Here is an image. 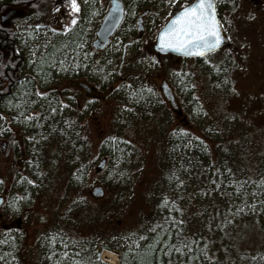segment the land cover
<instances>
[{
  "label": "trees",
  "instance_id": "obj_1",
  "mask_svg": "<svg viewBox=\"0 0 264 264\" xmlns=\"http://www.w3.org/2000/svg\"><path fill=\"white\" fill-rule=\"evenodd\" d=\"M218 1L217 10L223 15L228 8L227 0ZM127 3L129 12L138 6L137 0H127ZM159 7L162 8L160 3ZM9 9L19 12L4 24L0 22V113L16 124L15 129L25 140L19 153L16 151L13 156L14 162L18 160L8 192V199L9 193H16L8 201L13 212L33 204L49 184L46 172L70 166L73 173L69 176V190H75L86 185L89 167L78 168L77 163V157L85 154L87 139L80 122L85 108L78 109L74 91L47 87L50 90L44 92L46 87L33 86L29 81L33 72L25 69L27 63L19 48L16 23L45 14L46 1L0 0V13ZM102 15L97 0H89L88 5L82 6L78 22L64 38L52 44L50 56L44 54L40 68L30 66L35 73L51 80L65 77V71L75 80L92 78L97 87L107 88L101 94L105 95L104 99L113 100L126 123L132 117L141 116L149 106L161 104L162 97L145 79L134 75L144 69H136L127 79L107 72L114 65V57L106 60L107 55L102 54L98 59L99 50L91 44ZM128 32L125 30L123 36ZM129 34L134 36V31ZM224 48L191 61L193 70H199L207 79V88L211 91L218 92L219 86L229 81L223 62L213 66L208 61ZM77 64L81 66L80 72ZM194 74L185 69L169 72L167 81L180 105L197 119L203 113L195 97ZM116 83L120 85L111 92L108 87ZM84 84L92 89L86 81ZM94 91L92 102L97 101L98 90ZM7 133L5 126L0 130V139H9L11 136H6ZM215 143V150L226 146L219 139ZM209 144L185 129L167 131L156 184L162 193L139 230L131 238L116 242L119 264H264L262 144L255 147L242 140L230 154L227 151V155H217L215 162ZM134 149L131 143L116 135L100 143L98 155L106 160L101 174L107 182H112L110 186L124 187L128 183ZM3 189L0 184V194ZM252 233L254 244L244 248L242 243ZM22 241L18 230L0 234V264H21ZM34 244L42 264H103L97 258V251L102 246L113 249L115 240L79 239L61 232L38 236Z\"/></svg>",
  "mask_w": 264,
  "mask_h": 264
},
{
  "label": "rangeland",
  "instance_id": "obj_2",
  "mask_svg": "<svg viewBox=\"0 0 264 264\" xmlns=\"http://www.w3.org/2000/svg\"><path fill=\"white\" fill-rule=\"evenodd\" d=\"M100 1L107 3L108 0ZM185 1L187 0H176V5L180 7ZM222 2L225 1L221 0ZM226 3L228 8L223 13V20L226 22L224 30L228 46L224 51L208 58L213 66L223 62L222 68L228 72L229 81L222 87L219 86L218 92L207 88V79L201 76L199 70H193L191 60L155 57L152 43L158 30L157 23L152 25L150 32L142 39V49L130 52L131 60L128 65L124 63L129 72V67L133 72L136 69H144L136 73H140L141 77L154 87L152 89H158V92L161 82L168 79L169 72L181 69L193 71L196 79L195 97L203 116L193 118L180 102L176 108L161 103L149 106L141 116L137 115L123 123L121 110L116 109L112 101H106L105 95L101 94L107 88L100 89L92 78L90 81L81 80L86 81L92 88L88 95L77 89L76 97L78 109L85 108V115L81 118L87 139L85 154L77 157V163L78 168L89 167L86 185L69 190V176L73 171L70 172V166L67 165L60 167L59 171L54 169L51 173L46 172L49 184L43 187L40 195L35 197L29 207L10 212L12 210L8 201L16 196L15 192H11L6 206L0 208V231L21 232V264H42L34 243L37 237L43 234L62 232L75 238L93 241H111L116 238L118 243L131 238L151 216L155 202L162 193V189L156 187V184L161 173L160 160L164 153V137L167 131L181 128L203 137L210 143L214 162L217 155H227V151L230 154L242 140L254 144L255 147L262 144L260 147L264 149V0H227ZM176 5L166 9L165 13L163 9L155 10V13L164 14L163 17L167 18L175 11ZM70 10L66 13V18L68 13H73ZM49 13L48 11L41 16L33 15L16 23L19 48L29 64H26L25 69L33 72L32 75L39 79L43 87L73 90L76 89L72 84L77 83L75 78L62 79L58 83L56 79H46L38 75L31 67L40 68L47 48L64 38L70 31V28L63 31L62 25L57 23L56 19L53 23L51 18L54 14L50 16ZM69 25L71 23H68ZM116 61L114 60V65L107 70L113 76L118 69ZM96 89L99 92L97 101L87 102L94 98ZM157 105L160 107L157 108ZM114 135L135 147L130 162L132 170L124 187L110 186L112 182H107V178L101 174V168L97 167L102 161L98 155L100 143ZM218 139L219 143L226 146L215 150V141ZM16 143L21 150L22 141L16 140ZM256 149L259 150L258 147ZM12 151L8 152L4 141L0 142V183L4 182L5 192L10 190V179L13 178V171L17 167L18 160L13 162L9 157ZM96 187L103 188V196L100 198L91 195V191ZM254 236L253 233L248 235L246 242L242 243L244 248H251V244L255 242ZM109 254L112 257L108 256ZM116 255L115 252H102L101 260L105 264H119Z\"/></svg>",
  "mask_w": 264,
  "mask_h": 264
},
{
  "label": "flooded vegetation",
  "instance_id": "obj_3",
  "mask_svg": "<svg viewBox=\"0 0 264 264\" xmlns=\"http://www.w3.org/2000/svg\"><path fill=\"white\" fill-rule=\"evenodd\" d=\"M88 1L85 0L84 2H81V0H80V5H79L75 0V4L77 6V10L75 11V13L81 14V12H82V6L81 5H83V6L88 5ZM97 1H99V0H97ZM120 1L122 3V6H123V17L120 21L118 28L116 29L114 34L108 39L107 44L105 45L104 49L102 51H99V55H98V59L100 58V55L103 56L102 54L107 55L105 58L106 60H110L112 57H114V60L117 59V61H118L117 75L118 76H120V74H122L123 72H125L128 75L130 74V72L127 70L128 62L131 60V57L129 55L130 50L136 52L137 49H139V50L142 49V46H143L142 39L146 36V34L148 32H150L152 25L157 23L156 28H158L159 27L158 23H160L161 24L160 28H161L164 25V23H166L175 13L179 12L180 9H183L184 7L190 5L195 0H187L180 7H179V5H176V3H177L176 0H137L138 6L132 12H129L127 9V7H130V5L127 3V0H120ZM214 2H215V8L217 11V8H218L217 6H218L219 1L214 0ZM159 3L162 5V8L159 7ZM54 5L56 8L51 9L50 12H53V14L57 15V18H56L57 22L58 21L62 22L61 24H63V29H65L66 27H68V24L64 23V22H66V13L69 11V9H73L72 0H56L54 2ZM153 5L155 7H153ZM174 5H176L175 11L174 12L172 11L173 13L171 12L172 14L170 16H168L167 18L163 17L164 14L161 15L160 13H158V14L155 13V10H158V9H163V13H165L166 9H169V8L173 7ZM98 7L101 9V11L104 12V15H105L108 8H109V3H108V1H107V3L105 1H103V2L99 1ZM218 14H219L218 19H219V22H220V25L222 28L223 35L226 36L225 30H224L225 29V22L223 20L222 14H220L219 11H218ZM139 18H141V27H142L141 33H139L137 30H135L137 32V34L135 36L131 37L129 32L134 30V29H132V27L134 26V22L136 24V21ZM77 19H78V17H73L72 19H70V22L72 23L70 25V27H72L73 24L75 25ZM73 20H75V23H73ZM160 28H158V29H160ZM125 30H128L129 32L127 33L126 36H123V33ZM95 41H96V33H94V35L92 36L91 44L93 45L95 43ZM152 46H153V43H152ZM115 47H116V49L114 50ZM154 55H155V57H158V58H165V59L175 58L178 60L180 59L182 61L184 60V59L177 58V57H174L171 55L160 56L156 53H154ZM126 59H128V61H126ZM190 60L193 61L194 59H190ZM124 63H126L127 65L125 66ZM77 69L79 72L81 71L80 64H77ZM129 69L131 70L130 67H129ZM65 73H66V76L65 77L62 76V77L64 79L69 78V75H67L68 73L66 71H65ZM133 73L134 72H132V74ZM134 74L136 76H141L140 73L135 72ZM79 79L80 78H77V80H79ZM77 80H74V81H77ZM72 84L77 85V83H72ZM79 86H82V87L86 86L87 92H89V90H90V88L87 85H85L83 82H80ZM170 87L172 89V94L174 95V99H175L176 107H177L179 99L176 97V92L173 89V87L171 85H170ZM66 91H71V90H66ZM156 92H158V89L156 90ZM158 93L161 95L160 90ZM161 97H162V95H161ZM162 103L164 104V106L167 104H169V106H170V103L167 100H165L163 97H162ZM29 115L33 117V113H29ZM74 118L77 120V116H75ZM0 122L3 124V126L1 127L0 130H3L6 126V128L8 130V133L6 134V136L8 134L11 136L9 139H5V140L0 139V142L4 141V145H7L8 152L12 151V149H13L12 154H10V155L8 154V155H9L11 161L14 162L13 156H14L15 150L19 153L20 149L18 148V145L15 143L16 138L13 137V135L15 134V131L11 130L7 126V124L13 125V122L9 118L5 117L2 113H0ZM21 139L24 140L22 134L20 133V137L18 138V141H20ZM2 194H4L5 198H7L8 191H6V192L2 191L1 195ZM5 198H4V203L6 201ZM114 248L117 249L116 244H115ZM115 252H117V251H115Z\"/></svg>",
  "mask_w": 264,
  "mask_h": 264
},
{
  "label": "snow or ice",
  "instance_id": "obj_4",
  "mask_svg": "<svg viewBox=\"0 0 264 264\" xmlns=\"http://www.w3.org/2000/svg\"><path fill=\"white\" fill-rule=\"evenodd\" d=\"M72 7L74 11L77 10L75 0H72ZM219 39L217 21L210 0H198V3L186 7L172 21L169 29L161 33V43L164 47H202L207 50L219 44Z\"/></svg>",
  "mask_w": 264,
  "mask_h": 264
},
{
  "label": "water",
  "instance_id": "obj_5",
  "mask_svg": "<svg viewBox=\"0 0 264 264\" xmlns=\"http://www.w3.org/2000/svg\"><path fill=\"white\" fill-rule=\"evenodd\" d=\"M212 4V11L215 14V19L217 21V31L219 32V44H217L214 48L211 49H204V48H188L187 46L182 48H174V47H164L161 43V33L165 32L169 29V27L172 24V21L175 20V18L185 9L179 11L176 13L166 24L165 26L160 30V32L157 35L156 43L154 46V51L156 53H159L161 55H174L181 58H188V59H197L204 57L206 55H209L219 49H221L223 46L227 44V39L223 36L218 19L216 17V11H215V4L214 0H210ZM198 3V0H196L193 4ZM191 4V5H193ZM190 5V6H191ZM188 6V7H190ZM13 14V12H9L5 17L1 19V23H4L7 21V19ZM122 18V5L118 0H110V8L103 19L100 28L96 34L97 40L94 43V48H103L108 40V37L112 35V33L115 31V29L118 27L120 20ZM215 39L214 37L212 38ZM200 52H203V54H198ZM160 90L162 93V96L172 105V107L175 108V99L172 94L171 88L168 86L166 82H162L160 86ZM104 162L102 161L100 163V166L103 165ZM99 169V166H98ZM92 195L95 198H100L103 196V190L100 187L94 188L92 190ZM3 203V199L0 198V206ZM106 250L110 251L109 248L103 247L101 251ZM100 256V253L98 254V257Z\"/></svg>",
  "mask_w": 264,
  "mask_h": 264
},
{
  "label": "bare ground",
  "instance_id": "obj_6",
  "mask_svg": "<svg viewBox=\"0 0 264 264\" xmlns=\"http://www.w3.org/2000/svg\"><path fill=\"white\" fill-rule=\"evenodd\" d=\"M9 12H13V14L8 18V19H10L11 17H13L14 15H16V14H18V9H9L8 11H5V12H2V13H0V22H1V19L3 18V17H5ZM7 19V20H8ZM3 24V23H2ZM54 48V46L51 44L48 48H47V50H46V52H45V54L46 55H49L50 56V53L52 52V49ZM29 78H30V82L32 83V85L33 86H38V87H41L42 85H40V81H39V79L37 78V77H35V76H33V75H30L29 76ZM66 80V79H64V78H62V77H59V79H57V81L59 82V80L61 81V80ZM67 79H71L72 80V78H67ZM60 87V86H59ZM50 90V89H49ZM48 89H47V87L46 88H44V92H47V91H49ZM52 90H54V89H52ZM13 98H14V96H13ZM14 100H15V98H14ZM3 126V124L0 122V129H1V127ZM108 256H111L112 257V255H108ZM114 256V255H113Z\"/></svg>",
  "mask_w": 264,
  "mask_h": 264
}]
</instances>
